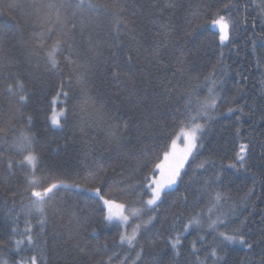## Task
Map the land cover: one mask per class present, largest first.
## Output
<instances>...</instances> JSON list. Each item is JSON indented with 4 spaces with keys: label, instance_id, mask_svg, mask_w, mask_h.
Returning a JSON list of instances; mask_svg holds the SVG:
<instances>
[{
    "label": "trees",
    "instance_id": "obj_1",
    "mask_svg": "<svg viewBox=\"0 0 264 264\" xmlns=\"http://www.w3.org/2000/svg\"><path fill=\"white\" fill-rule=\"evenodd\" d=\"M53 109L64 110L59 127ZM192 116L202 146L149 209L145 177ZM0 129V264H264V0H0ZM29 151L34 170L21 164ZM33 172L40 187L66 185L43 214L30 207ZM96 187L142 211L127 226L106 221ZM218 216V231L240 228L251 250L209 256ZM135 222L136 240L122 243Z\"/></svg>",
    "mask_w": 264,
    "mask_h": 264
},
{
    "label": "snow or ice",
    "instance_id": "obj_2",
    "mask_svg": "<svg viewBox=\"0 0 264 264\" xmlns=\"http://www.w3.org/2000/svg\"><path fill=\"white\" fill-rule=\"evenodd\" d=\"M83 2V0H81ZM227 7V5L225 6ZM214 26L219 27V38L221 43L228 40L229 38V27L230 23L223 15H219L218 18L212 21ZM63 42L57 38L55 44L53 45V49L49 52V56H53V52L57 50ZM53 66H55V60L53 59ZM21 90L23 89V85H20ZM9 91H11V86H9ZM61 93H57L59 96ZM63 95H67L63 93ZM27 97L23 94L19 96V101L21 103L25 102ZM55 103V98L53 100ZM187 107V105H186ZM203 110V114L207 116L208 109H215L216 108V99L212 98L210 101L205 102L201 105ZM233 109L229 108L228 112H232ZM64 115V110L61 109L59 113L53 109V113L50 117V120L53 125L59 126L60 125V117ZM30 119V118H29ZM198 116H192L190 118V122L188 124H182L179 130L175 133L174 138L171 139V144L169 145L168 149L163 152V159L154 165L152 170V175L145 177L146 187L150 191L149 198L144 201V205L149 209H153L158 205V202L161 201L163 195L166 194V189L171 188L173 185L177 184V182L181 179V172L185 168V165L189 162V157H191L194 151L198 148V141L200 139V133H202L204 129V125L201 123H197ZM3 131V129H0ZM237 136H239L240 132L237 129L236 132ZM183 140V148H178L177 141ZM31 138L30 137H23L21 146L24 144L30 145ZM247 150L246 144H241L239 147V151L236 153V160L240 163L241 167L245 161V154ZM38 162V156L29 151L27 155L24 156L23 161L21 164H27L33 170L36 168ZM199 168L204 167V162L197 165ZM230 167L235 168L236 165L232 164ZM29 183L32 185L30 196L32 198L31 208H34L36 211L43 214L44 205L47 201L51 200L55 195V190L60 187H65L66 185L63 182L59 183H50L47 186L40 187L38 185L37 180L35 179L34 172L32 178L29 180ZM139 185V182H137ZM76 187H80V185H76ZM99 200L102 202L105 211L104 219L106 221H120L122 223H127L129 221L130 215L131 216H138V214L142 211L141 209L137 208H130V206L126 203H119L114 198H106L105 194H101L102 190L100 187H96L91 189ZM114 191V190H111ZM221 196L219 193L216 195L217 203ZM211 211V210H210ZM226 213H221V216H226ZM221 216H218L215 220L210 219L209 228L212 232L216 233V238H218L219 242L216 248H212L209 256L215 258L216 260L221 259L218 256L217 248H224L228 244L232 243H239L241 245H246L249 250L252 248V244L248 243L245 239V236L242 234L240 228H236L232 231L231 234L225 231H218L221 225H224V220L221 219ZM154 217H149V219L145 222L146 224H150ZM43 223V221H41ZM243 223V222H242ZM200 220L196 217H193L188 221V223L183 225L184 231H187L193 225H199ZM140 228V225H137L136 228L133 229V232L129 234L122 233L120 235V241L127 242L129 245H132L133 242L137 238V232ZM30 231V229H29ZM28 242L32 243V237L29 235L27 237ZM203 240V237H201ZM182 235L177 234L175 237H170L171 247L175 250L181 245ZM17 245L22 243V241H16ZM193 249L195 250V244H193ZM30 264H36V258L33 256L31 258Z\"/></svg>",
    "mask_w": 264,
    "mask_h": 264
},
{
    "label": "rangeland",
    "instance_id": "obj_3",
    "mask_svg": "<svg viewBox=\"0 0 264 264\" xmlns=\"http://www.w3.org/2000/svg\"><path fill=\"white\" fill-rule=\"evenodd\" d=\"M215 27L219 30V27H218V26H215ZM55 111H56L57 113L60 112V111H58V110H55ZM52 125H53V124H52ZM60 125H61V118H60ZM60 125H59V126H60ZM53 126H55V125H53ZM59 126H55V127H59ZM177 146H178V148H183V146H184V145H183V140H179V141H177ZM190 159H191V157H189V160H190ZM187 164H188V163H187ZM187 164L185 165V167L187 166ZM184 169H185V168H184ZM184 169H183V170H184ZM183 170H182V171H183ZM181 173H182V172H181ZM178 183H179V181L177 182V184L173 185L171 188L166 189V191L175 188V187L178 185ZM162 197H163V196H162ZM161 199H162V198H161ZM158 203H159V202H158ZM136 217H137V216H131V215H130L129 221H128L126 224H125V223H124V224L127 226V224L130 222L131 218L134 219V218H136ZM134 224H135V225L133 226V228L131 229V231L124 230L123 233H124V234H129V235H130V234L133 232V229L136 228V226L138 225V222H135Z\"/></svg>",
    "mask_w": 264,
    "mask_h": 264
}]
</instances>
